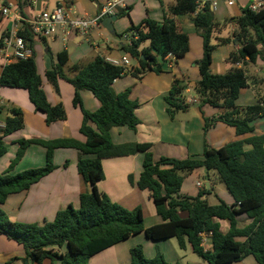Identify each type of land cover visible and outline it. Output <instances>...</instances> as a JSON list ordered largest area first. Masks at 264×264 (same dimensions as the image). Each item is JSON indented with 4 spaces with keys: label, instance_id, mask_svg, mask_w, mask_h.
Instances as JSON below:
<instances>
[{
    "label": "trees",
    "instance_id": "1",
    "mask_svg": "<svg viewBox=\"0 0 264 264\" xmlns=\"http://www.w3.org/2000/svg\"><path fill=\"white\" fill-rule=\"evenodd\" d=\"M30 2L18 0L21 13ZM130 10L121 15H127ZM185 15H194V26L203 39V57L198 62L200 80L195 87L196 105L200 110L210 105L223 111L218 118L205 117L204 132L223 122L235 128L238 136L249 137L221 148L210 147L205 141L201 156L156 159L151 144L118 145L113 142L112 129L128 127L135 131L141 123L136 115L138 103L130 98L131 90L118 94L113 85L128 73L141 79L149 72H162L160 60L164 62L170 56H174L176 61L184 58L190 51V38L180 28L176 18ZM2 21L0 16V24ZM234 21L237 29L231 36L223 38L221 34L229 21H217L210 2L200 7L199 0H175L165 13L163 22L147 18L126 31L140 34V39L132 46L120 44L123 53L137 61V66L131 71L108 63L100 55L89 63L70 66L68 52L58 54L57 63L46 75L53 84L63 79L75 88L73 102L83 111L80 133L85 141L74 138L18 141L16 157L0 174V233L22 245L26 256L38 264L54 259L60 260L61 264H89L93 256L141 233L154 242L176 238L181 249L189 246L208 264H234L249 256L254 257L258 264H264V134H255L252 125L253 121L264 116V100L258 97L254 104L247 106L237 103L242 91L250 87V81L252 85L264 83V78L259 80L246 69L259 60L264 63V7L259 11L244 8ZM19 34L33 48L34 37L29 27L23 26ZM122 36L116 35L119 38ZM213 41L217 43L213 44ZM146 43H149L147 47ZM229 44L238 45L239 49L231 53L228 62L241 67H233L225 74H213L214 51ZM5 87L27 91L36 110L46 116L48 125L66 120L64 106H52L48 102L35 53L27 60L14 61L3 68L0 88ZM186 89L182 80L175 78L165 97L171 120L191 108ZM85 90L100 102L98 111L89 112L83 108L80 93ZM24 126L23 111L20 108L11 109L5 125H0V158L8 152L5 139L23 130ZM34 144L46 149L45 166L12 174L28 147ZM246 144L250 150L245 149ZM57 149H76L81 153L78 171L91 184L92 192L81 195L79 209L70 206L58 212L54 221L28 224L11 220L2 206L9 196L29 190L57 168L54 163ZM138 153L144 154V161L137 186L150 192L156 211L163 220L161 224L149 228L145 227L141 207L126 209L98 188L105 178L104 159ZM198 169L216 171L235 204L228 205L221 199L216 205L210 204L206 197L212 191L207 188L200 190L196 197L182 195L185 177ZM181 213H185L186 217H182ZM242 215L252 222L240 228L239 218ZM222 220L230 223L226 234L221 231ZM205 233L211 234L210 250L203 246ZM65 246L68 247L66 255L59 251ZM130 255V264H170L159 249L152 259L145 257L140 245L133 247Z\"/></svg>",
    "mask_w": 264,
    "mask_h": 264
},
{
    "label": "crops",
    "instance_id": "2",
    "mask_svg": "<svg viewBox=\"0 0 264 264\" xmlns=\"http://www.w3.org/2000/svg\"><path fill=\"white\" fill-rule=\"evenodd\" d=\"M106 1L107 0H56L55 5L50 9L48 7L50 3H53L52 0H31V2L24 7L22 14L25 17H30L35 13L46 10L51 11L60 4H64L75 7L79 14L95 17L99 14ZM212 1L216 2V5L213 7L216 20L221 23L229 21V25L221 34V37L227 38L237 29V24L234 19L239 17L242 9L249 7L253 0H235L232 6H229L225 0ZM6 2L13 4L19 10L18 0H6ZM174 3L175 0H135L130 6V12L114 22L116 33L119 31L125 34L132 25H139L147 18L163 22L165 13ZM193 17L194 15H185L176 18L180 28L188 33L190 38V51L184 58L176 61V59L168 57L166 61H162V72L160 73L149 72L141 79L128 73L114 82L113 88L118 94L128 89L131 90L130 98L138 103L136 115L141 121L135 131L128 127H117L112 129V139L115 144H151V151L156 159L161 157L186 159L203 154L206 135H208H205L204 132L205 117H212L216 112L212 110L204 111L205 106L202 110L199 108L196 109L195 106L198 101L197 96L187 97L186 95L187 102L191 105V108L187 112L181 113L191 114L190 116L192 117L191 121H183L180 128H178L168 120V106L165 101V97L169 94L175 78L181 79L187 87L186 94L191 93L192 87L195 90L196 84L200 80L198 62L203 57V39L194 26ZM12 25L13 19L11 17L5 18L2 21L0 24V39L12 28ZM113 37L114 36H111L104 28L101 31L94 30L87 39L77 33H71L67 36L64 31L59 28L56 32V36L52 39H34L33 50L36 57L37 69L42 78L43 88L46 92L48 102L52 106L62 104L67 112V118L66 120L57 121L48 125L46 123V116L42 112L36 110L30 101L27 91L15 88H0V95L4 99V105L0 111V125H5L6 119L13 108H20L23 111L25 123L23 130L5 139L8 152L0 158V174L7 170L11 161L16 157L19 149L18 141L21 139L55 140L74 138L85 141V137L80 133L84 118L83 111L81 107L75 106L73 102L75 88L63 79H59L57 84H53L47 80L46 74L47 71L51 70L57 63L58 54L63 51H67L69 54L70 66L89 63L99 55L113 58L123 57L125 54L120 48L122 41L116 37L113 39ZM238 49L239 46L235 44L224 45L222 49L223 62L226 64L227 71L233 67H241L240 64L233 66L228 62L231 53L238 51ZM261 64L264 63L259 60L256 65L260 66ZM212 66L213 63L211 68ZM4 67L5 63L3 59L0 58V75ZM250 75L253 76L251 73ZM255 77L261 80L260 77ZM256 86L257 85L254 87L250 86L242 91L237 102L238 105H251L258 100V97L261 98L256 91H258L259 94L262 93L264 83H259L258 86ZM249 90H253L257 94V96L255 95L253 97L252 102L244 100L248 92H251ZM253 91L251 94H253ZM80 96L85 110L89 112H96L99 110L100 102L91 92L86 90L81 91ZM205 108L207 109V107ZM5 110H7V113L5 117L1 119L2 111L5 112ZM177 116H179V114ZM217 124L219 126L223 125L222 128L219 129ZM217 124L214 125L216 126L215 131H221L224 135L228 134L230 140L229 142H222V140H220L221 142H219V144H214V146H212L213 148H221L238 139L249 137L238 136L235 128L225 123L218 122ZM245 149L250 150V146L245 147ZM80 157L81 153L76 149H57L54 152V163L57 168L38 183L32 185L29 190L9 196L2 206V209L8 214L11 220L28 224H41L45 221H54L58 212L70 206L79 209L81 195L91 193L93 189L91 184H89L78 171ZM143 161L144 154L142 153L104 159L103 168L105 178L99 183L98 188L100 191L106 193L112 201L122 205L126 209L134 210L141 207L144 214L145 227L149 228L161 224L163 220L156 211L150 192L141 190L137 186L143 170ZM45 164L46 149L40 145L34 144L28 147L24 157L15 167L12 174H17L28 169L44 167ZM206 173L208 178L206 182L203 183L199 178ZM192 177L197 179L196 186L198 192L203 188L212 191V193L206 197L210 204H212L210 197L217 189L221 190V194L218 195V193H216L217 202L221 199L228 205L235 204V200L231 194L229 193L230 195H228L219 187L218 180L213 176L212 171L208 172L206 169H198L191 174V178ZM198 183H201L202 186H198ZM182 191L183 195L196 197V192L188 191L187 187L184 188L182 186ZM146 213L151 216L150 220L146 217ZM181 216L186 217L185 213H181ZM251 222L252 220L246 215H242L239 218V227L243 228ZM220 225L222 233H228L230 223L227 220H222L220 221ZM143 235L144 233L132 236L112 248L93 256L89 264H130V251L133 247L142 245L144 249L146 246L148 250L150 248L148 245L149 243H146L147 241L142 237ZM210 235L209 233L203 235V246L206 250L212 248ZM12 242L14 243L15 241L8 239L5 235L0 233V250L11 248L10 251L13 252L14 246ZM158 242H161V244L159 245ZM158 242L156 244L160 247L168 263L171 264L163 250L166 244L173 250L177 259L175 262L179 261L178 259H180L182 255H180L181 253L177 248L174 249L171 241L163 240ZM15 244L25 251L22 245L17 242ZM157 247L154 251L155 255L158 252ZM188 247L189 246L181 250L186 252ZM189 249L191 250L190 247ZM5 251L1 250L0 254L9 253L8 250ZM148 255L150 256L151 254ZM250 257L252 256L234 264H258L254 257H252L253 259ZM189 263L208 264L206 262L200 263L196 260H190Z\"/></svg>",
    "mask_w": 264,
    "mask_h": 264
},
{
    "label": "built area",
    "instance_id": "3",
    "mask_svg": "<svg viewBox=\"0 0 264 264\" xmlns=\"http://www.w3.org/2000/svg\"><path fill=\"white\" fill-rule=\"evenodd\" d=\"M135 0H107L99 14L95 17L79 14L73 6L60 4L51 11H42L35 13L30 17H25L19 10L6 0H0V16L4 20L11 17L13 19L12 28L2 36V46L0 48V58L3 59L5 66L14 61L27 60L33 56L34 50L30 44L19 33L23 26H28L34 39H52L56 36L60 28L65 35L77 33L87 39L94 30L103 29L102 21L106 17L121 14L128 11L132 2ZM229 6L235 3V0H225ZM210 2L212 7L216 5L215 1L199 0L200 7L204 3ZM264 7V0H253L249 8L253 11H259ZM140 39L139 32H129L123 34L120 38L122 43L132 46L134 41ZM97 46V45H96ZM105 60L117 67H123L131 71L133 65L130 56L125 54L121 58L103 56ZM175 59L174 56H170ZM4 105V99L0 95V108ZM198 186H202L198 183ZM204 238V237H203Z\"/></svg>",
    "mask_w": 264,
    "mask_h": 264
},
{
    "label": "rangeland",
    "instance_id": "4",
    "mask_svg": "<svg viewBox=\"0 0 264 264\" xmlns=\"http://www.w3.org/2000/svg\"><path fill=\"white\" fill-rule=\"evenodd\" d=\"M52 2L53 3H50V6L48 7L50 9L53 8V6L55 5L56 0H52ZM117 34L122 36L124 33L118 31ZM116 38L120 39L119 37H116ZM113 39H114V37H113ZM216 43L217 42L213 41V44H216ZM148 45H149V43H146L145 47H147ZM223 48H224V46L222 45V46L217 47V49L214 51L213 66L211 68V72L213 74H225V73L228 72L227 69H226V64L223 62V51H222ZM130 60H131V63H132L133 66H137V61L136 60H133L131 57H130ZM160 62L162 63L161 60H160ZM246 69L248 70V73H251L253 76H258L261 79L264 78V64H261L260 66H258V65H250V66H247ZM46 78H47L48 81H50L48 79L47 75H46ZM258 84H257V86H258ZM250 86L254 87L255 85H252V83L250 81ZM261 86H263V85H261ZM249 91H251V90H249ZM252 91L248 92V94L244 97L245 101L252 102L253 97L255 95L257 96V94H258V96H260L264 100V89H262V93H260V94H259L258 91H256L257 94H256L255 91H253V94H251ZM186 95H187V97H196V92H195L194 88L192 87L191 88V93H187ZM249 104H251V103H249ZM205 107H207V109ZM205 107H204V111L212 110V111L216 112L215 115H212V117H209L210 119L213 118V117L218 118L223 113L222 109H220V108H212L210 106H205ZM195 108L198 109V106L196 105ZM3 111H2V114H1L2 115L1 119H2V117L4 118L6 113H7V110H5V112H3ZM190 115L191 114L179 113V116H177V118L175 120H171L169 117H168V120L170 121V123L175 124L176 125L175 127L180 128V125H181V123L183 121H187V120L191 121V117L192 116H190ZM252 125L255 128V134H264V116L256 119L255 121H253ZM222 126H219V129L222 128ZM215 127L216 126L211 127L208 130V132H210V133H208V132L205 133V135L208 134V135H206V139L205 140H206V142L208 143V145L210 147L214 146V144H219V142H221L220 140H222V142H229V140H230L228 134L224 135V133H222L221 131H217L216 132L215 131V129H216ZM230 129H233V128H230ZM249 135H251V134H249ZM247 146L248 145L246 144L245 147H247ZM197 156H201V155H197ZM192 157H194V156H192ZM212 174H213V176H215L217 178L219 187L222 190H224L225 193L230 195L228 190L226 189V186L224 185V183H222L219 180V176H218L217 172L216 171H212ZM207 178L208 177H207V173H206L202 177H200L199 180L204 183V182H206ZM196 181H197V179L194 178V177L191 178V175L186 176L185 180H184L183 187L184 188L187 187L188 191H193L194 193L196 192L195 195L197 196L199 192L197 190ZM220 191H221L220 189H217V191L213 192V194L211 195L210 198H211L212 205L218 204V202L216 201V193H218V195H219V194H221ZM181 194L183 195V191L182 190H181ZM146 217L148 218V220H150V218H151V216H149L148 213H146ZM142 237H144V239L147 241L146 243H149L148 245L150 246L149 250H148L147 246L145 247V249L142 247L143 251H144V254H145V257L147 259L154 258L155 257L154 251H155V248L158 246L156 244L157 242H154V241H151V240L147 239L145 234ZM168 241H171V243L174 246V249L177 248L180 251V253H181L180 255H182L181 258L178 259L179 261L175 262V260H177V259H176L175 255H174L173 250L171 249V247L168 244H166V245L164 244L166 246V247L165 246L163 247L164 253L166 254V257L171 262V264H190L189 263L190 260H196V261H199L200 263H205L201 258H199L195 253H193L192 250L189 249V247H188L186 252L182 251L183 249L181 250V248L179 247L178 240L176 238L168 239ZM15 243L16 242L13 243V246H14V251L13 252L10 251L11 248L1 249V250H4V251L8 250L9 253L0 254V264H38V263L32 262L31 259H29L26 256L25 251L22 248H20L19 246H17ZM158 243H159V245L161 244V242H158ZM140 246H142V245H140ZM157 248L160 250L159 246ZM1 250H0V252H1ZM59 251H60L61 254L66 255L67 252H68V247L65 246V247L61 248ZM148 254H151V255L149 256ZM250 258L253 259L252 257H250ZM42 264H61V261L58 260V259L45 260Z\"/></svg>",
    "mask_w": 264,
    "mask_h": 264
},
{
    "label": "water",
    "instance_id": "5",
    "mask_svg": "<svg viewBox=\"0 0 264 264\" xmlns=\"http://www.w3.org/2000/svg\"><path fill=\"white\" fill-rule=\"evenodd\" d=\"M122 15L121 14H117V15H113L110 17H106L103 21H102V26L103 28L111 35L116 37L117 33H116V29L114 27V22H116L119 18H121Z\"/></svg>",
    "mask_w": 264,
    "mask_h": 264
}]
</instances>
